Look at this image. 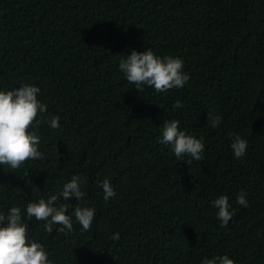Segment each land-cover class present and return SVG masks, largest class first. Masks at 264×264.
Listing matches in <instances>:
<instances>
[{
	"label": "trees",
	"instance_id": "obj_1",
	"mask_svg": "<svg viewBox=\"0 0 264 264\" xmlns=\"http://www.w3.org/2000/svg\"><path fill=\"white\" fill-rule=\"evenodd\" d=\"M134 49L183 59L189 81L139 91L119 69ZM23 84L39 87L47 105L31 129L44 158L19 171L0 164V213L20 207L51 264H203L224 255L264 264V0H0V90ZM172 120L203 142L202 161H179L161 142ZM234 135L248 142L241 158ZM74 175L84 197L64 200ZM104 179L116 193L107 202ZM241 191L247 207L236 202ZM52 195L69 206L67 234L27 218L29 202ZM220 196L233 213L226 227L212 204ZM76 206L95 209L89 231Z\"/></svg>",
	"mask_w": 264,
	"mask_h": 264
},
{
	"label": "clouds",
	"instance_id": "obj_2",
	"mask_svg": "<svg viewBox=\"0 0 264 264\" xmlns=\"http://www.w3.org/2000/svg\"><path fill=\"white\" fill-rule=\"evenodd\" d=\"M119 69L126 81L135 85L139 91L141 86H148L156 92H166L170 89H180L189 81L190 76L184 72V61L179 57L157 56L152 50L136 51L135 49L127 54L119 62ZM39 87L23 84L12 90H0V164L9 169L19 171L21 166L29 160L44 158L39 151L40 137L31 129L39 126L42 117L47 111V105L38 99ZM174 108L183 107L177 100ZM48 126L52 129L60 127L59 117L51 116L48 119ZM221 123V118L209 114L208 124L216 128ZM231 135V134H230ZM162 143L170 145L175 157L181 161L190 157L196 161H202V153L205 150L203 142L191 134L180 130L179 121H166L162 131ZM230 147L235 158L245 155L248 142L239 135H234ZM42 170V169H41ZM78 175L65 183L60 195L64 200L72 197L80 201L84 197ZM103 199L107 202L115 196V191L108 179L101 182ZM57 195H52L47 201L41 198L38 202H29L26 206L28 219L33 217L37 220L46 221L43 231L51 234L53 225H59L60 233L67 234L73 231L72 219L66 215L68 205L60 204L55 206ZM236 202L248 206L246 194L241 191ZM217 209L216 216L221 227H226L232 219L233 213L229 210L230 204L227 196H220L212 201ZM96 215L92 207L76 206L74 216L81 225L83 231H89ZM6 223H3L5 222ZM114 240L119 239V234L113 236ZM48 253L44 246L35 239H30L27 231V224L22 222L21 208L12 206L7 215L0 213V264H51ZM203 264H234V261L227 255L205 258Z\"/></svg>",
	"mask_w": 264,
	"mask_h": 264
}]
</instances>
